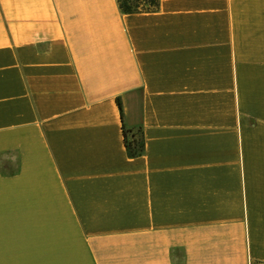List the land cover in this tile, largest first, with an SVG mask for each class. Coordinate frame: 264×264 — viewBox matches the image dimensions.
<instances>
[{"label": "crops", "instance_id": "0c3cea01", "mask_svg": "<svg viewBox=\"0 0 264 264\" xmlns=\"http://www.w3.org/2000/svg\"><path fill=\"white\" fill-rule=\"evenodd\" d=\"M0 264H264V0H0Z\"/></svg>", "mask_w": 264, "mask_h": 264}, {"label": "trees", "instance_id": "16d2710c", "mask_svg": "<svg viewBox=\"0 0 264 264\" xmlns=\"http://www.w3.org/2000/svg\"><path fill=\"white\" fill-rule=\"evenodd\" d=\"M142 2L146 4L147 7H140V5H142ZM118 3L120 9L123 12L132 13L154 7L158 5V0H118ZM117 103L120 112L122 113L121 103L119 99H117ZM129 132H130L129 130L123 128L124 144L127 148V152L130 155H135L140 153L141 150L143 149V140L142 137L139 135V130L136 131L137 133L136 136H134L135 133L130 135Z\"/></svg>", "mask_w": 264, "mask_h": 264}, {"label": "rangeland", "instance_id": "374dc122", "mask_svg": "<svg viewBox=\"0 0 264 264\" xmlns=\"http://www.w3.org/2000/svg\"><path fill=\"white\" fill-rule=\"evenodd\" d=\"M145 6H146V4L143 3V6L142 7H145Z\"/></svg>", "mask_w": 264, "mask_h": 264}]
</instances>
